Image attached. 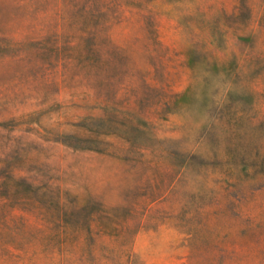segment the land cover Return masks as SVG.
Masks as SVG:
<instances>
[{"label":"rangeland","instance_id":"rangeland-1","mask_svg":"<svg viewBox=\"0 0 264 264\" xmlns=\"http://www.w3.org/2000/svg\"><path fill=\"white\" fill-rule=\"evenodd\" d=\"M0 264H264V0H0Z\"/></svg>","mask_w":264,"mask_h":264},{"label":"trees","instance_id":"trees-1","mask_svg":"<svg viewBox=\"0 0 264 264\" xmlns=\"http://www.w3.org/2000/svg\"><path fill=\"white\" fill-rule=\"evenodd\" d=\"M106 135L104 133H96L94 135H87V136H84V138L82 139H78V140H75L74 142H78L79 145H76L75 143H73V147H76L78 146L79 148H83V149H90V150H96V151H102V150H105L104 147H101V143H100V135ZM127 142L131 143L132 142V139H127Z\"/></svg>","mask_w":264,"mask_h":264}]
</instances>
